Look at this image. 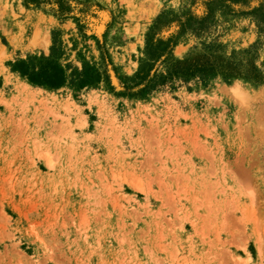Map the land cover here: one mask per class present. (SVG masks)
I'll return each instance as SVG.
<instances>
[{"label": "rangeland", "instance_id": "rangeland-1", "mask_svg": "<svg viewBox=\"0 0 264 264\" xmlns=\"http://www.w3.org/2000/svg\"><path fill=\"white\" fill-rule=\"evenodd\" d=\"M0 264H264V0H0Z\"/></svg>", "mask_w": 264, "mask_h": 264}, {"label": "trees", "instance_id": "trees-1", "mask_svg": "<svg viewBox=\"0 0 264 264\" xmlns=\"http://www.w3.org/2000/svg\"><path fill=\"white\" fill-rule=\"evenodd\" d=\"M155 33V30L152 29V31L149 32L150 36L148 35V59H152L155 57H157L156 59H158L163 55L166 48L169 46L168 43H165L161 39L153 42L152 37ZM42 58L45 59V61L39 62L38 64H29L25 62L19 63V71L22 75L28 76L30 81L34 83H41L50 88H57L63 85L65 81V74L60 64L50 60V57ZM151 66L152 63H150V61H148L147 59H144L142 60L138 71L131 77H125V79L127 81L142 80L148 74Z\"/></svg>", "mask_w": 264, "mask_h": 264}, {"label": "bare ground", "instance_id": "bare-ground-1", "mask_svg": "<svg viewBox=\"0 0 264 264\" xmlns=\"http://www.w3.org/2000/svg\"><path fill=\"white\" fill-rule=\"evenodd\" d=\"M103 12V11H102ZM100 28H101V26H100Z\"/></svg>", "mask_w": 264, "mask_h": 264}]
</instances>
